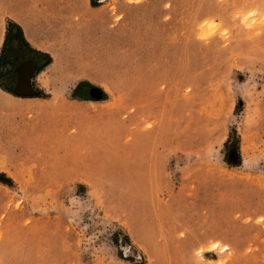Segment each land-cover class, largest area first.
Segmentation results:
<instances>
[{
  "label": "rangeland",
  "instance_id": "rangeland-1",
  "mask_svg": "<svg viewBox=\"0 0 264 264\" xmlns=\"http://www.w3.org/2000/svg\"><path fill=\"white\" fill-rule=\"evenodd\" d=\"M12 14L53 62L0 86V264H264V0Z\"/></svg>",
  "mask_w": 264,
  "mask_h": 264
},
{
  "label": "crops",
  "instance_id": "crops-1",
  "mask_svg": "<svg viewBox=\"0 0 264 264\" xmlns=\"http://www.w3.org/2000/svg\"><path fill=\"white\" fill-rule=\"evenodd\" d=\"M12 16L17 21L12 22L21 27L22 33L9 23L0 54L1 90L11 96L41 98L42 86L39 84V77L53 62L52 56L48 51L41 49V44L33 38V42L28 38L25 32V29L30 32L27 21L20 15ZM92 89L94 88L89 91L91 96Z\"/></svg>",
  "mask_w": 264,
  "mask_h": 264
},
{
  "label": "water",
  "instance_id": "water-1",
  "mask_svg": "<svg viewBox=\"0 0 264 264\" xmlns=\"http://www.w3.org/2000/svg\"><path fill=\"white\" fill-rule=\"evenodd\" d=\"M91 94L93 97L100 99L101 98V91L97 88L92 89Z\"/></svg>",
  "mask_w": 264,
  "mask_h": 264
},
{
  "label": "trees",
  "instance_id": "trees-1",
  "mask_svg": "<svg viewBox=\"0 0 264 264\" xmlns=\"http://www.w3.org/2000/svg\"><path fill=\"white\" fill-rule=\"evenodd\" d=\"M10 24H11L13 27H16L19 33H22V29H21V27H20L19 25H17L16 23H13V22H10ZM0 181H2V182H7L6 179H4V178H0Z\"/></svg>",
  "mask_w": 264,
  "mask_h": 264
}]
</instances>
